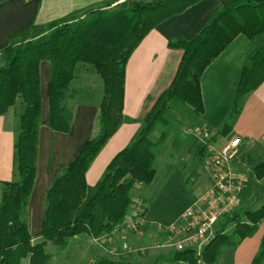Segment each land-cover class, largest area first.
I'll return each instance as SVG.
<instances>
[{"label":"trees","instance_id":"obj_1","mask_svg":"<svg viewBox=\"0 0 264 264\" xmlns=\"http://www.w3.org/2000/svg\"><path fill=\"white\" fill-rule=\"evenodd\" d=\"M7 0H0V3ZM203 0H105L51 22L36 25L12 37L1 51L5 64L0 67V116L23 99L25 110L16 138L17 178L4 182L0 202V264H49L45 247H64L80 235L99 238L122 225L140 200L139 190L150 186L157 174L155 150L165 143L172 123V112L189 105L194 113H204L201 77L207 67L240 35L261 40L244 62L228 121L230 127L241 113L245 96L264 83V1L225 0L207 24L191 39L172 40L170 49L183 56L171 84L159 95L141 121V128L130 144L108 164L93 186L86 175L109 139L125 123L137 122L124 115L127 63L144 38L159 24L182 14ZM50 63L48 84L49 120L53 131L70 132L75 114L64 105L72 95L71 82L79 64L91 65L104 83V96L96 119L97 132L77 156L61 169L46 194L42 225L43 240L32 243L27 207L38 170L39 130L42 117L40 65ZM74 94V93H73ZM161 130L157 140L152 139ZM264 177V164L256 168ZM136 193V195H135ZM138 193V194H137ZM264 221V205L255 210L240 208L222 219L215 236L204 247L206 264H220L223 251L238 247L253 237ZM233 225L231 233L226 230ZM160 260L199 264L194 250L170 251ZM92 264H134L124 259L102 256ZM251 264H264V234Z\"/></svg>","mask_w":264,"mask_h":264},{"label":"crops","instance_id":"obj_2","mask_svg":"<svg viewBox=\"0 0 264 264\" xmlns=\"http://www.w3.org/2000/svg\"><path fill=\"white\" fill-rule=\"evenodd\" d=\"M103 1L105 0H7L0 3V67L5 64L4 62L2 65L1 60L4 61V59L1 51L10 45L14 35L29 29L33 24L42 25ZM115 1L118 3L122 0ZM262 1L264 0H259V2ZM224 2L225 0H203L182 14L171 17L153 29L133 52L127 63L123 112L125 116L137 122L123 124L109 139L87 172L88 185H95L101 179L111 160L130 144L141 128V121L159 95L171 84L183 51L170 49L168 43L172 40H189L194 37ZM256 44V40H250L243 35L238 36L204 71L201 77V91L205 110L199 116L198 123L201 128L212 133L211 142L216 147L220 148L234 137L241 138L242 144L232 161V166L249 173L253 165L257 185L261 186L264 184V177L262 179L257 177L256 168L264 164V83L244 97L241 113L230 127L223 128L229 118L242 66L249 54L256 48ZM40 74L42 117L39 130L38 170L27 207V220L33 244H38L43 240L42 225L47 207V191L60 174L61 169L67 166L77 156L83 145L95 136L96 119L104 96V83L101 76L91 65L79 64L75 70V79L70 85L72 95L68 96L63 103L75 108L71 130L67 133L53 131L47 125L50 79L48 61L41 63ZM24 110L23 99L18 98L16 104L0 116L1 196L3 183L17 178L14 145L21 129V116ZM221 136L224 137L222 140L219 138ZM204 146L203 144L200 149L202 162ZM208 177V185L198 192L196 197L200 198L209 188L211 183L209 174ZM249 187L250 180L242 196ZM140 197L143 199L144 189ZM198 198H195L193 203ZM135 213L137 210L133 208L126 221L130 220ZM146 213L144 210L146 226L128 238V243L132 246L163 241L166 234L160 232V226H168L179 220H172L168 224L156 223L148 219ZM261 225L262 223L253 237L245 239L237 247V250H240L243 246H248L253 242L250 245L251 254L247 258V264H251L259 250L264 230L257 241L252 240L255 236L258 237ZM116 246H118L117 243L107 242L104 247L105 251L100 257L109 256L116 259L113 255ZM96 248L101 251L98 246ZM159 255L161 252L155 253V261ZM157 264L185 263L160 260Z\"/></svg>","mask_w":264,"mask_h":264},{"label":"rangeland","instance_id":"obj_3","mask_svg":"<svg viewBox=\"0 0 264 264\" xmlns=\"http://www.w3.org/2000/svg\"><path fill=\"white\" fill-rule=\"evenodd\" d=\"M123 1L116 2L115 5L121 4ZM256 43L259 46L261 40H256ZM1 61L3 65L4 61ZM198 119L199 116L194 113L189 105L181 106L173 111L170 116L172 125L165 130L168 133V138L165 143L155 150L157 175L153 183L147 186V189L144 188L143 199L137 200V197H135V205L133 206L137 213L143 212L142 214H144L145 210L147 218L153 220V222L168 224L172 220L180 219L186 208L193 203L195 198H198L196 197L197 193L208 185V170L200 158V149L203 146V141L191 132L192 129L199 126ZM186 129H189L190 132H185ZM161 132L159 129L156 130L152 135V139L157 140ZM209 134L211 135L212 133L209 132ZM219 138L222 140L224 137L221 136ZM252 167H250L249 173L246 172L249 176L250 187L242 196L238 210L243 206L242 209L255 211L264 205V184L261 186L257 185ZM141 192L140 189L139 195H141ZM221 224L222 222L218 223L216 230L219 229ZM233 228L234 226L231 225L226 232L231 233ZM263 230L264 221L258 237L255 236L252 241H255V239L257 241L261 237ZM138 231L128 234L126 240L120 234H115L112 240L103 239L100 243L95 242L94 238L88 235H80L79 237L77 236L78 238L70 239L64 247L48 243L45 251L51 256L49 264H92L102 257L100 255L104 253V247L107 242L118 244L114 249V254L112 253L114 258L117 260L124 259L134 264H154L155 253L168 254L171 251L157 248V242L141 246L130 245L128 238ZM124 241L127 242V248H124ZM252 243L248 244V246H243L240 250H237V247L225 249L219 263L234 264L236 262V264H247V258L251 254L250 245ZM97 246L102 252L96 250ZM144 248L145 250H142ZM126 255L131 256L127 257ZM22 264H30L29 259L23 260Z\"/></svg>","mask_w":264,"mask_h":264},{"label":"built area","instance_id":"obj_4","mask_svg":"<svg viewBox=\"0 0 264 264\" xmlns=\"http://www.w3.org/2000/svg\"><path fill=\"white\" fill-rule=\"evenodd\" d=\"M185 132L190 130L186 129ZM191 132L200 137L205 145L203 163L211 183L203 195L186 208L178 221L160 226V232L166 234L167 238L158 242L156 247L171 251L194 250L198 263L206 264L202 259V251L215 236L218 223L240 207V199L248 187L249 176L232 166L242 144L241 138L234 137L219 148L212 144L209 132L200 126H196ZM142 213L125 221L110 235L95 238V242L100 243L103 239L110 241L115 234H120L126 240L128 234L146 226L147 221ZM123 245L124 248L128 247L126 241Z\"/></svg>","mask_w":264,"mask_h":264}]
</instances>
